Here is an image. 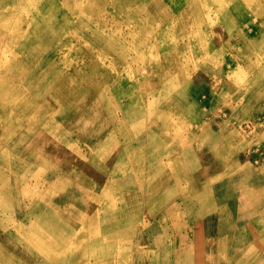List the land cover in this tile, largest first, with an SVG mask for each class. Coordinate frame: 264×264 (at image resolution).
<instances>
[{
  "label": "rangeland",
  "instance_id": "374dc122",
  "mask_svg": "<svg viewBox=\"0 0 264 264\" xmlns=\"http://www.w3.org/2000/svg\"><path fill=\"white\" fill-rule=\"evenodd\" d=\"M35 1L30 9L41 38L38 50H51L38 69L56 67L68 78L63 84L68 95L93 93V101L82 107L69 99L47 113L57 116L65 107L68 119L76 114L69 128L80 129L63 146L72 156L80 153L84 162L78 166L71 158L69 173L78 176L69 175L66 199L49 204L14 201L17 193L12 191L8 198L0 181V264H248L253 251L261 261L250 264H264L263 2L250 1L241 11L247 15L246 25L236 22L230 3L240 0H209L213 2L209 12L202 10L195 17L182 11L185 23L197 19L201 26L207 13L218 17L210 33L202 28L189 38L185 36L189 28L175 29L177 15L171 18L157 10L152 22L139 23L110 1L108 5L99 0ZM12 2L0 0L1 16L9 14ZM55 4L62 8L55 12ZM30 9L20 10L23 21L24 11ZM55 14L71 15L80 27L106 25L104 37L118 38L113 43L121 54H111L107 47L89 55L86 44L72 38L61 37L59 45L47 29L50 18L58 25ZM13 53L19 57L20 52ZM172 58L180 59L173 67L177 76L159 72L157 66ZM41 92L39 86L30 98L35 106ZM101 100L107 104L105 111L113 113L115 105L123 104L136 112L132 117L123 111L126 108L117 109L118 117L126 118L124 124L102 130L106 136L134 138L137 130L131 129L139 123V132L144 130L133 148L117 152L116 146L101 143L102 138L92 140V131L105 124L86 125L84 120L99 118L94 104ZM6 158L0 153V176L8 163H14ZM25 171L26 167L13 175L22 177ZM44 172L35 164L27 174H39L43 180ZM130 178L131 186L115 183ZM48 186L54 195L65 189L55 183L44 189ZM125 205L126 211L114 213ZM236 252L238 259L233 260Z\"/></svg>",
  "mask_w": 264,
  "mask_h": 264
},
{
  "label": "bare ground",
  "instance_id": "6f19581e",
  "mask_svg": "<svg viewBox=\"0 0 264 264\" xmlns=\"http://www.w3.org/2000/svg\"><path fill=\"white\" fill-rule=\"evenodd\" d=\"M99 1H101L102 5H108L110 1L111 2L110 4L112 5L114 9L116 8L120 12H123V13L126 12L134 16L138 20L139 23L140 22L142 23L152 22L153 19H155L154 16L152 15V13L155 12L154 10H157L159 14L163 13L165 16H169L171 18L176 17L177 15L176 18H178L179 20L177 19L176 20L179 24L175 25V29H180L182 27L189 28L188 34L185 35V36H188L189 38L193 31L199 33V30H202V28L204 29V31H207L209 29L207 33H210L211 32L210 27H213L218 20V17L210 18L208 13L206 14L207 20L205 24L202 25L203 27L197 22V19H196V23H190L189 21H186L185 23L183 20L184 16H182V13H181L182 11L185 13L192 14L194 17L197 16L198 13H200L201 15L202 10L209 12V8L213 4V2L209 0H99ZM250 1L251 2L262 1L264 4V0H240V1L230 2L232 4L233 12L235 11L237 12L236 22L239 25L248 24V22H246L247 15L241 11L246 8V6L249 4ZM12 3H13L12 4L13 7L11 8L9 14L4 15V17L1 16L2 9L0 6V44H1V49H0V153L3 157L7 156V158L9 159L11 158L14 161V163L10 162L7 164L10 166L5 170V173H1L0 181L2 182L3 190L7 192L6 194L8 198L12 191L17 193L16 197L13 199L14 201L26 200L29 202H41V203L49 204V203L59 201V200L62 201L63 199H66L68 197L67 196L68 187L66 186H68V182L71 179L69 175L72 174V173H69L71 172L72 167H73L70 164L71 158L73 157L76 158L78 166H83L84 162L83 160L81 161L78 158V155H79L80 159H82L81 158L82 156L80 153H78V155L76 156H72L71 154L67 153L63 149V146L67 145V142L72 140V136L73 135L78 136L76 133H79L80 131V129H77L75 127L69 128V122L70 120L75 119L76 114H74L70 119H68L69 115L65 107H64V110H62L60 114H57V116H52V115L49 116L47 113L56 110L59 106H62V105L64 106L69 101V99H73L74 101H76V104L83 103L82 107H84L86 103L93 101L92 95H91L93 93H87V94L83 93L81 95L77 93L76 94L73 93L74 95L71 97V95H68V92H69L68 89L64 87L63 85V84H67L68 78L64 76L62 72H60L56 67L52 69H48V68L38 69V64L40 63L41 59H43L45 55L48 54V52L50 53L51 50L50 51L49 50H46V51L38 50V47L40 46L41 38L40 37L37 38L36 36L37 27L35 26L34 20H32V16L34 17V14L31 10L33 7L37 5V1L35 0H17V1L13 0ZM25 6H28L29 9L30 8L31 9L24 11V13H26L27 16H26V19L23 21L20 16V10L22 12ZM54 7H55V12L57 11L58 8H62L61 6H57L56 4ZM173 7H175L176 9H172ZM53 10L54 8L52 7L50 11H53ZM55 18L58 19V22H57L58 25H54L53 18H50L47 20L48 22L47 29H50L53 31V34H54L53 39L58 40L59 45L62 43L61 37H65L66 40H68L67 38H72L73 40L77 42L85 43L87 46V49L89 50V53H88L89 55H92L93 53L97 51L99 52L103 48H107V47H109V52L111 54H114V55L121 54V51L116 50L114 47V44L116 43H113L118 38L107 39L106 37H104L106 35L104 33L106 32V25L102 24L100 27H97L96 29L93 27L87 28L86 25L83 27L76 25L71 15H66L65 17H63L61 15L55 14ZM83 20L86 23L90 22L86 16H84ZM261 23H264V16L261 17ZM148 28H149L148 35H151L152 26H149ZM222 34L223 33H220L219 37H221ZM237 35H244V34L243 32L237 31ZM69 44L70 42H67V45ZM11 48H12V52H10ZM184 50L185 48L182 47L180 48L179 52L182 54ZM13 52H18V53L20 52L19 57H17V55H14ZM102 52H104V50ZM170 52L171 54L173 53L171 50ZM179 60H180L179 58H175V59L172 58L165 62H161L157 66V69L161 73H173L175 76H177V71L174 70L173 67L175 64L179 63ZM139 61L140 60H136V62H139ZM106 75L108 74L105 73V76ZM89 82L91 83V81ZM102 84H103V81L100 85ZM39 86H42V92L39 96L40 103L39 105L35 106L33 102L30 101V98L32 97L33 94L36 93V90ZM101 95L102 94L99 93L98 96H101ZM80 96L82 97H81V100L78 102ZM95 99L100 100V97L95 98ZM95 99H94V102L97 101ZM94 105L96 106V111H97L99 118L97 119L95 116H93V118L91 117L89 119H85L84 122L86 123V125L96 126L98 122L103 121L105 126L103 127L100 125L99 130L95 128L92 131V135H91L92 140L96 138L99 141L102 138L103 140H100L101 143L104 142L107 146H111V147L116 146L119 149V151L117 152H123L124 150L133 148L134 142L139 143L140 135L142 133V130H144L142 129L141 132H139L138 130L140 129L139 123H137L133 127V129L129 127L131 130H135V131L137 130L135 132L136 134L133 135L134 138L132 137L120 138L119 137L118 139V138L111 137L109 135L106 136L102 134L103 128H107L108 130L110 127H117V126L121 127L124 124L123 120H126V118H124L123 116L118 117L119 115L116 114V111H118L117 109L126 108V109H123V111L128 112L129 115L130 113H132L133 114L132 117H136V114H135L136 112L134 113L132 111L127 110V105H123V104L115 105V112L113 113L112 111H107V110L106 112L104 108L107 104L104 103L102 100L95 103ZM79 108H81V105ZM128 109L132 110L131 106H129ZM79 121H81V114L78 119V122ZM74 126H77V125L75 124ZM39 140L43 142L42 146L36 145V143ZM92 140L91 142H88V143L89 144L92 143ZM93 146H95L96 148L98 147L103 148L102 147L103 145L101 144L98 146L97 144H95ZM144 146H145L144 144L143 145L141 144L140 147H144ZM95 149L90 150V153L95 151ZM14 155L16 156V158L12 157ZM116 155L121 156L122 154L116 153ZM14 159L15 160L17 159L16 161L18 162H16ZM4 163H7V161ZM35 164L36 166L39 167V169L42 168L43 170H45L43 180H42L41 175L39 174H37V176H31L29 175L30 173L27 174L30 168ZM24 167H26V171L22 173V177L24 178L20 177L19 175H13V173L17 170L19 174V171ZM233 167L236 168L235 165ZM77 176H78L77 174L71 175V177H75V178ZM122 180L121 181L116 180L115 183L117 185H121L122 183L125 182L126 186L128 187L129 185L131 186L134 181L133 178L126 179L123 181ZM50 183L64 185L65 189L61 193L54 195L51 192V190H49V186L46 187V189H44V187ZM121 186H123V184ZM209 186L210 185H208V187ZM47 197H48L49 202H46ZM196 197L198 196L196 195ZM126 199L129 202L130 200L129 195L127 196ZM7 201L5 202L7 203ZM174 205H175V202L172 204V206ZM125 207L126 205L122 206L120 210L116 208L114 213L115 214L116 212L123 213L124 211H126ZM44 214L46 213L44 212ZM202 218L203 217H201V219ZM250 228H252V226ZM130 229H132V227ZM165 239H166V236H165ZM127 242L129 243L130 241H127ZM222 242H220V244ZM250 245H253V244H250ZM256 246L260 247L259 245H256ZM261 247L263 248L262 245ZM250 249L253 250L252 247H249L248 250ZM175 251L176 249L174 250V252ZM246 254L247 253L243 255H246ZM243 255L239 257L242 258ZM250 256L252 257L247 258V261L248 260L250 261V262L248 261V264L252 263L253 260L255 262L261 261L260 257L256 259L257 256L256 254H254V251H253V255H250ZM236 257H238L237 252L233 260H237L238 258ZM243 260H246V258H243ZM197 262H199V260Z\"/></svg>",
  "mask_w": 264,
  "mask_h": 264
}]
</instances>
